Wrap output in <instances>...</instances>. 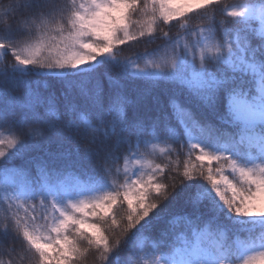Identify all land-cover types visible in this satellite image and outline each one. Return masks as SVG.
<instances>
[{"label":"snow or ice","instance_id":"6c2138e0","mask_svg":"<svg viewBox=\"0 0 264 264\" xmlns=\"http://www.w3.org/2000/svg\"><path fill=\"white\" fill-rule=\"evenodd\" d=\"M0 206V264H264V0H0Z\"/></svg>","mask_w":264,"mask_h":264},{"label":"trees","instance_id":"16d2710c","mask_svg":"<svg viewBox=\"0 0 264 264\" xmlns=\"http://www.w3.org/2000/svg\"><path fill=\"white\" fill-rule=\"evenodd\" d=\"M226 4L228 5H232V4H239V3H245L247 2V0H225ZM223 7V5H219V6H216V12L218 13L217 15V20H219L221 17V15H219V12H220V9ZM190 23V26L191 27H196L197 24H201V23H204L206 24L207 21L205 20H201V18L198 16V15H193L191 20L189 21ZM160 29H162L163 31H167L169 32L170 36H175L177 34L178 31H180V29L178 28V26L176 25L175 22H173L171 25H164V24H161L160 26ZM161 34L160 32L157 33V39L155 40L154 43H146L144 41H140V42H130V44H126L124 46H122V51L119 53V57L122 58V57H134L136 54H142L144 52H151L153 49H155L158 45H162L165 43V41L160 38ZM7 61H10L11 60V57L8 56L5 58ZM115 71V70H113ZM32 79H36L35 77H33ZM23 86H18L14 89L13 91V95H22L23 94ZM161 147H163V145H160ZM54 147V146H53ZM178 147V146H177ZM143 151V149H142ZM186 151V149H185ZM151 159L154 160L155 163H159V164H168L169 162V158L167 157H162L158 154V150H157V154L153 157H150ZM177 157L175 156V154H173L171 156V159L174 161ZM184 155H183V152H181V155L179 157L180 161H181V171H182V164H183V160H184ZM10 164L12 165H20L23 163V160L19 159V158H15L13 157L10 161H9ZM215 166V165H214ZM174 175V173H173ZM167 176H168V173L166 172L165 173V176H164V182L165 183H171V181H169L167 179ZM119 182H122L123 180V177H119L117 178ZM203 182V181H201ZM183 183V181H180L179 178H177V186L179 187L180 184ZM175 192V189H169V199L171 200V197L172 195L174 194ZM3 207H6V206H0V211L3 210ZM170 210L171 211H174V212H180L183 210V199L181 197H178L176 201H174L172 204H170ZM39 211V210H38ZM164 226V223L161 222L160 225H158L156 228H153L152 231L149 233L150 235H157L160 231L161 228H163ZM17 247V250H18V253L19 255L17 256V261H18V264H33V262L29 259L28 256H26L24 254V252H22L20 250V246L19 245H16ZM126 256V250L125 248H122L120 253H119V258L121 261H123L124 257ZM0 259H3V260H7L8 257L7 256H0ZM84 264H98V261L96 260L95 258V255L93 252H90L85 261H84Z\"/></svg>","mask_w":264,"mask_h":264}]
</instances>
